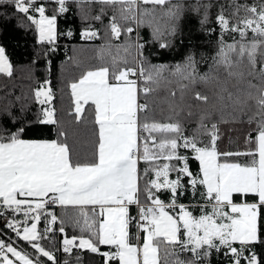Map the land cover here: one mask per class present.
Here are the masks:
<instances>
[{
  "label": "snow or ice",
  "instance_id": "1",
  "mask_svg": "<svg viewBox=\"0 0 264 264\" xmlns=\"http://www.w3.org/2000/svg\"><path fill=\"white\" fill-rule=\"evenodd\" d=\"M52 2L58 5V13L67 11L68 0ZM88 2L101 5L94 20L104 23L107 19L105 27L116 39L123 35L132 40L142 25L152 28L150 40L135 35L131 44L137 52L141 76L143 65L151 55L148 49L172 46L170 40L161 41L165 35L173 38L177 35L187 8L185 0H177L175 4L172 0ZM5 4L12 7L13 15L8 19L26 20L37 29L39 42L55 43L57 15H46L40 0H0V6ZM138 4L168 5L165 14L171 25L167 32L144 19L150 14L148 9L140 18L125 14L131 13L132 6ZM116 6H120L119 18L115 14ZM201 7L207 10L209 5H201L197 0L191 11L199 13ZM106 8L113 10L111 17ZM241 9L247 16L235 23H230L223 13L217 16L221 34L228 31L239 36L233 43L221 40L214 57L215 68H224L229 77L235 75L233 69L245 59L254 67L258 52L264 58V3L238 5L234 14L238 15ZM4 19L0 14V20ZM130 21H135L136 29L127 26ZM17 26L25 25L18 22ZM67 35L72 33L69 31ZM83 35L91 38L97 32L86 30ZM153 67L159 77L167 66ZM181 67L185 78L193 79L194 58L189 56L186 64L178 65L176 71L181 72ZM0 73L12 74L3 46H0ZM136 75L137 69L132 67L112 72L108 67H101L88 71L71 84L77 119L81 118L84 105L89 102L94 105L98 154L90 164L72 162L69 146L61 140L66 134L59 128L57 139L44 136L46 131H52L50 126L58 124L50 103L53 94L49 81L35 92L41 106L35 113L24 107L0 110V236L10 229L17 240L28 242L32 249L51 261L55 256L39 242L57 225V215L48 209L57 204L92 206L100 220L89 223L84 213L81 218L85 228L91 231L95 227V232L89 238L64 237V252H70L75 246L100 254L104 264H160L163 246L168 255L175 257V264H207L213 252L229 255V264H264V252L258 257L253 251L257 244L264 246V88L255 98L258 111L248 117V123L257 125L255 137L250 134L249 142L257 145L259 161L242 166L219 162L221 156L253 153H218L215 124L211 125L209 143L205 145L196 132L186 135L178 121L141 123L138 113L145 111L147 105L137 101V83L129 79ZM260 75L264 78V66L260 68ZM200 79L207 81L209 76L205 74ZM146 80L152 82L154 78L149 74ZM249 87L255 85L249 84ZM150 91L147 87L143 89L145 94ZM224 92L227 94L222 98L231 101L234 107L243 103L233 93L226 89ZM195 98L208 100L200 93ZM205 119L201 118V128H206ZM26 135L30 138H25ZM193 159L199 161L198 172L190 168ZM141 161L147 165L142 170L138 168ZM186 195L194 203H177ZM133 209L135 215H132ZM13 213H20L23 220L12 216ZM42 218L43 232L38 230ZM130 226H135L136 233L130 234ZM58 230L65 231L63 226H58ZM100 245L113 246L114 251L101 252ZM0 264H42V261L31 258L24 249L18 250L12 241L0 238Z\"/></svg>",
  "mask_w": 264,
  "mask_h": 264
},
{
  "label": "trees",
  "instance_id": "2",
  "mask_svg": "<svg viewBox=\"0 0 264 264\" xmlns=\"http://www.w3.org/2000/svg\"><path fill=\"white\" fill-rule=\"evenodd\" d=\"M40 2L45 7L46 15H57V38L52 45L39 42L37 29L29 25L26 20H21L19 17L8 19L13 15L10 4L0 6V14L5 16L4 20H0V46L5 48V54L12 65L10 76L0 73V110L5 108L18 110L24 107L35 113L41 107L35 98V92L45 85V81H49L53 94L51 103L58 124L50 126L52 131L50 133L46 131L44 136L48 139H57L56 132L59 128L66 134L61 140L68 144L72 162L90 164L96 160L98 154V125L95 123L94 105L91 102L86 104L81 118L77 119L75 100L70 86L88 71L101 67H108L112 72L135 66L138 57L136 49L131 46L132 40H135V35L150 40L152 28L142 25L133 35L132 40L123 35L120 39H116L105 27L108 23L107 19L104 23L94 20L99 14L101 7L99 4L90 3L88 0H68L67 11L58 13V5L52 0H40ZM176 2L177 0H172L173 4ZM185 3L187 8L179 23L177 35L174 38L165 35L161 41L170 40L172 46L167 49H160L158 46L148 49L151 55L148 56V63L143 65L144 74L146 77L151 74L154 80L152 82L144 80L141 83L151 91L145 94L142 89L139 90L141 104L147 105V109L140 112V115L143 122L178 121L184 127L186 135L196 132L205 145L209 143L208 133L211 131V125L215 124L218 153H253V155L221 156L219 162L252 166L254 162L258 163V154L257 145L249 142V137L252 134L254 139L257 125L248 123V117L258 111L255 98L258 97L259 90L264 88V78L260 75L264 58L258 52L254 67L245 59L233 69L235 75L229 77L224 68H215L214 57L221 40L225 43H233L234 39L239 40L237 34L228 31L221 34L222 28L217 16L223 13L230 23H235L247 16L243 9L238 15L234 14L238 5H260L264 0H199L201 5H209L207 10L201 7L199 13L191 11L197 0H185ZM138 6V10L134 5L132 12L125 14H134L140 18L141 13L148 9L150 14L145 15L144 19L150 20L153 26L159 27L162 32H167L171 25L169 17L165 14L168 5L138 4ZM106 11L108 17L113 15L111 8H106ZM115 14L119 18L120 6H116ZM202 20L204 23H201ZM18 22L25 26L18 27ZM127 26L137 28L135 21H130ZM86 30L96 31L97 36L85 37L83 33ZM69 31L72 33L71 36L67 35ZM248 39H252L251 33ZM145 54L147 55V52ZM189 56L195 60V74L191 80L185 78L183 67L181 72L176 71L178 65L186 64ZM160 65L167 67L157 77L153 66ZM192 71L188 69V72ZM205 74L209 76L207 81L200 79ZM249 84L255 87L250 88ZM225 89L243 103L234 107L231 101L222 98L227 94L224 92ZM173 93L175 95H172ZM197 93L207 96V102L197 100L195 98ZM202 117H207L203 121L206 128L200 127ZM25 138L30 137L26 135ZM140 167L142 170L143 167ZM190 168L198 172L199 161L191 160ZM141 182L143 183V177ZM161 199L164 197L162 196ZM177 203L189 204L194 201L191 196L186 195L180 197ZM48 211L52 212V209L49 208ZM81 213L87 215L89 223L100 220V217L92 211V206L59 205L56 208L57 225L53 226V232L40 240L54 253L55 259L51 261L32 249L28 242L17 240L10 229L5 230L0 238L16 243L32 258L40 259L42 264H104L98 253L75 246L70 252L61 249L64 237H89L95 232V227L91 231L85 228ZM132 215H135L134 209ZM12 216L23 217L20 213H13ZM58 226H63L65 231L60 233ZM44 227L45 221L42 218L38 229L43 232ZM133 233H136L135 226H130V234ZM99 247L101 252L114 251L113 246ZM253 251L259 257L264 252V246L257 244ZM160 264H175V257L168 255L163 246L160 249ZM207 264H229V255L213 252Z\"/></svg>",
  "mask_w": 264,
  "mask_h": 264
},
{
  "label": "rangeland",
  "instance_id": "3",
  "mask_svg": "<svg viewBox=\"0 0 264 264\" xmlns=\"http://www.w3.org/2000/svg\"><path fill=\"white\" fill-rule=\"evenodd\" d=\"M139 7V6H138ZM138 10V9H137ZM136 55H137V52H136ZM98 70V69H97ZM92 71H95V70H92ZM6 74V73H5ZM86 74V73H85ZM129 79H131L130 77H129ZM79 81V80H78ZM78 81H76V82H78ZM41 88V87H40ZM74 100H75V98H74ZM137 101H138V103L139 104H141V102H140V99H139V96H138V86H137ZM51 103V102H50ZM51 106H52V103H51ZM84 107H85V105H84ZM84 110V109H83ZM141 113L139 112L138 113V116H139V121L141 122V123H143V119H142V117H141V115H140ZM257 154H258V151H257ZM258 161H259V155H258ZM258 164V163H257ZM140 166H142L143 168L144 167H147V165H145L144 164V162L143 161H141L140 162V164L138 165V168L140 169L141 167ZM243 166V165H242ZM152 178H154V177H152ZM141 185H143V183L141 182ZM97 208H98V206H97ZM16 218H18V219H20L21 221L23 220V217H19V216H17ZM6 219H12V217H7ZM39 230V229H38ZM84 238H89V237H87V236H83ZM71 238V237H70ZM64 239V238H63ZM40 242V241H39ZM41 243V242H40ZM41 245L45 248V250H47V251H50V252H52L50 249H48L47 247H45L44 245H43V243H41ZM61 245H62V247H61V249H63V240H62V242H61ZM14 246H17L16 245V243H14ZM17 249L18 250H21V248L19 247V246H17ZM107 252H110V251H107ZM28 253V252H27ZM53 253V252H52ZM40 254V253H39ZM53 255H54V253H53ZM32 258V257H31ZM13 259H15V258H13ZM34 259V258H33Z\"/></svg>",
  "mask_w": 264,
  "mask_h": 264
},
{
  "label": "built area",
  "instance_id": "4",
  "mask_svg": "<svg viewBox=\"0 0 264 264\" xmlns=\"http://www.w3.org/2000/svg\"><path fill=\"white\" fill-rule=\"evenodd\" d=\"M136 9H138V5H136ZM132 68H136L137 69V75L136 76H130L133 80H135L136 81V83H137V86H138V91L140 90V89H144L145 88V86L143 85V84H141L142 83V81H144V80H146V76H145V74L143 75V76H141L140 74H139V68H140V65H139V62L137 61V63H136V65L135 66H133ZM59 205L57 204V205H52L50 208L52 209V212H55V214H56V208L58 207ZM134 234V233H133Z\"/></svg>",
  "mask_w": 264,
  "mask_h": 264
}]
</instances>
